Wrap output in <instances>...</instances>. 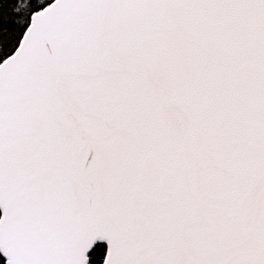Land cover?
I'll list each match as a JSON object with an SVG mask.
<instances>
[{"label": "snow or ice", "instance_id": "6c2138e0", "mask_svg": "<svg viewBox=\"0 0 264 264\" xmlns=\"http://www.w3.org/2000/svg\"><path fill=\"white\" fill-rule=\"evenodd\" d=\"M0 264H264V0H0Z\"/></svg>", "mask_w": 264, "mask_h": 264}]
</instances>
